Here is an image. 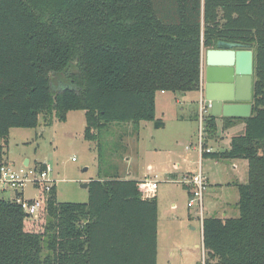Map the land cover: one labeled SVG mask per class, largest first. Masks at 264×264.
<instances>
[{"label": "trees", "instance_id": "1", "mask_svg": "<svg viewBox=\"0 0 264 264\" xmlns=\"http://www.w3.org/2000/svg\"><path fill=\"white\" fill-rule=\"evenodd\" d=\"M219 39L254 51L252 111L228 149L203 154L248 163L239 215L203 217L204 259L264 264V0H0V161L9 130L40 117L83 111L97 148L113 122L154 121L158 91L201 89L202 47ZM88 183L86 202L40 189L37 217L0 198V264H157L156 196L134 179Z\"/></svg>", "mask_w": 264, "mask_h": 264}, {"label": "rangeland", "instance_id": "2", "mask_svg": "<svg viewBox=\"0 0 264 264\" xmlns=\"http://www.w3.org/2000/svg\"><path fill=\"white\" fill-rule=\"evenodd\" d=\"M203 49L205 50L206 47ZM195 95L194 91L166 94L158 92L157 114L158 117L165 119L167 124L160 131L154 132H160L163 137L162 133L171 134L177 131L179 123L174 115L183 108H188L190 112L195 111L197 105L195 102H189V98ZM196 125V121L185 125L188 128L192 126L191 136L183 142L182 146H176L170 153L165 150L156 154L143 149V146L152 143L146 127H139L138 123L133 122H113L101 134L99 140L101 147L97 148L96 142L88 141L83 136L84 112L73 110L68 113L65 121L53 118L50 123L45 124L40 117L39 124L35 128H12L3 158L15 169L25 167V159L30 160V165L27 167L32 170H34L35 161L49 163L52 169L49 176L54 179L57 200L86 202L88 188L81 185L89 179H96L98 175L117 177L120 170H124L125 156L131 154L132 158L134 157L132 164H136L137 177L159 181L156 190L160 214L159 264H199L203 250L199 215L194 214L195 210L198 212V206L195 204L189 207L187 187L180 182H168L165 175L166 170L173 169L176 161L181 164L180 172L196 166L197 152L193 151L191 146V142L195 146L197 140ZM222 128L218 126L216 131L210 134L211 140L214 141H211V144L215 152L222 148L215 143L222 133ZM0 144H3L1 138ZM186 146L191 148L186 149ZM148 162L153 164L152 169L146 168ZM203 163L206 172H213L211 181L214 187L215 180L217 183L223 181V168H229L228 160H221L218 165H215L212 158H205ZM31 185L28 183L24 187L23 197L29 198L32 195ZM213 186H208L204 191L202 211L205 215H219L218 199L223 197L222 194L226 195L227 199H232L234 192L232 189L221 188V193L218 190L214 193L213 190L211 191ZM8 195L13 196V191L8 188L5 192L0 191V198H7ZM161 226L164 231L168 229V232H162ZM192 226L195 229H191ZM169 247L173 250V257L168 254Z\"/></svg>", "mask_w": 264, "mask_h": 264}, {"label": "crops", "instance_id": "3", "mask_svg": "<svg viewBox=\"0 0 264 264\" xmlns=\"http://www.w3.org/2000/svg\"><path fill=\"white\" fill-rule=\"evenodd\" d=\"M203 48L204 47H202L201 58H202V67L204 68L205 67V50L207 48L205 50ZM202 76H203V73H202V68H201V80H202ZM158 92H160V94H166V93H168L170 91H158ZM194 92H195L196 95L194 97L189 98V102H195V104L197 105L196 110L190 112L188 110V108L180 109L179 113H176V115H174L175 116V120L177 121V123H179V125L177 126L178 127L177 131H175V132H173L171 134L162 133L163 137H161V133L160 132H154V131H160L161 128H164L166 126V124H167V121L165 119H162V118L158 117V114H157L158 99H157V93H156V97H155V120L154 121H140L138 123L139 127H141V126L143 127L144 126V127H146L148 129V131H149L148 136H149L150 141H152L151 144L143 146V149H145L147 151L150 150L152 152H156V154H160V153L164 152L165 150H168L167 152L170 153V152H172L173 148H175L176 146H182L183 142L187 141L190 138L189 136H191V132L190 131H191L192 126L190 128H188L185 125H189V123H192L193 121H196V123L198 125V122H197V119H196V117H198V105H199L200 98L203 97L201 90L194 91ZM70 112L71 111H69L68 113H70ZM68 113H67V116H68ZM155 121L163 122L164 126L156 128L154 126V122ZM216 125H217V128H218V126L221 127V128L223 127L224 120H223L222 117H216ZM244 126H245V123L243 122V120L241 118H233V119H231V121H228L224 125V127L222 128V133L220 134L219 139H217V141H215V143H217V145L222 146V148L217 150V151H224V150L228 149L229 146H230L231 138L234 135L243 133ZM149 129L151 130V132H150ZM152 129H154V130H152ZM10 130H9V133H10ZM195 130L197 131V127H196ZM195 134H196V132H195ZM137 136L139 137V134ZM196 137H197V134H196ZM211 141H213V140H211L210 134H208L206 132L205 146L212 148V153H213V152H215V149L213 147V144H211ZM191 146H192V150L197 152V159L195 161L196 166H194L193 168L189 167V168H187L185 170H182L180 172L181 164L178 161H176L174 163V165H173V169L170 168L169 170L165 171V175L167 176L166 180L168 182H172V183L180 182L182 185L187 187L188 195L190 197L191 191L193 189L192 186L182 182L183 179L186 176L188 177L192 173L196 172V170L198 169V165H200L203 173L205 174V176L207 178L208 186H211V185L213 186V184H212L213 181H211L212 180V175L211 174H213V172H206L204 170V168H203L204 159L205 158H212V160L214 161L215 165H218L221 160H228L229 168L228 169H224L223 168V175H222L223 181L217 183V182H215L216 181L215 180L214 183L216 184V186L215 187L213 186L211 191L213 190L214 193H216L217 190H218L221 193V188L232 189V191H234L233 195H232V199H230V198L227 199L226 195L222 194L223 197H220V199H218L219 200V204H218L219 213L218 212L217 213L219 215H216V214L215 215H205L203 213V217H205V216L206 217H209V216L211 217L212 216V217L227 218V217H236V216H238L239 215V210H238V207H237V202L239 200L238 185L239 184H244V183L247 182V167H248L247 166V164H248L247 161L245 159H241V158H222V157L218 158V157H212L211 155L203 156V155H200V153L197 151V149L193 146L192 142H191ZM133 158H132L131 154L125 156L126 164H125L124 170H120V173L117 174L118 178H120V179H134L136 181L144 179V178H141V177H137V175H136V172H137L136 164L135 165L132 164L133 163L132 162ZM43 163H44V161L43 162L35 161L34 162V167L38 168L37 167L38 164H43ZM46 164H48L50 166L49 163H46ZM29 165H30V160H28V165L27 166H29ZM146 168L152 169L153 168V164L151 162H148L147 165H146ZM98 177H99V175H98ZM102 177L108 178V177H114V175H112V176L104 175ZM90 180L91 179H89L88 182ZM31 186L33 188V193H32V195H30L29 198L34 197L36 194H38L37 188L35 186H33V185H31ZM0 191L1 192H5V191H7V188L1 189ZM155 196H156V199H157V191H156ZM11 197H12L11 195H8V197L5 198V199H11ZM157 205H158V202H157ZM203 205H204V202H203ZM172 206H174V202H172ZM203 208H204V206H203ZM196 213L197 212L195 210L194 214L197 215ZM159 221H160V214H159V205H158V210H157V264H159V245H160V224H159ZM199 227H200L201 233H202V227H201V223H200V218H199ZM191 229H195V227L192 226ZM163 231L164 230H163V227H162V232ZM164 232H168V229L166 231H164ZM169 249H170V251H169L168 254L170 255V257H173L174 256L173 250L171 249V247H169ZM199 264H201V262ZM213 264H216V263H213Z\"/></svg>", "mask_w": 264, "mask_h": 264}, {"label": "water", "instance_id": "4", "mask_svg": "<svg viewBox=\"0 0 264 264\" xmlns=\"http://www.w3.org/2000/svg\"><path fill=\"white\" fill-rule=\"evenodd\" d=\"M202 96L211 101L213 117L246 118L251 115L254 51L250 45L219 39L205 50ZM156 128L164 123L155 121ZM28 165L25 159L24 166ZM89 183L81 186L88 188ZM27 215V214H26Z\"/></svg>", "mask_w": 264, "mask_h": 264}, {"label": "built area", "instance_id": "5", "mask_svg": "<svg viewBox=\"0 0 264 264\" xmlns=\"http://www.w3.org/2000/svg\"><path fill=\"white\" fill-rule=\"evenodd\" d=\"M211 101L205 100L203 97L199 100V109H198V117H197V140L195 144V148L203 155L204 153H211L212 148L205 146V138H206V129H205V118L210 114ZM187 149L190 147L187 146ZM43 169L33 168L29 169L27 166L15 169L13 165L9 164L5 160L0 161V190L4 188H8L13 191V196L11 200L18 204L21 209L28 216L37 217L39 211L44 206V201L40 196V189H43L47 194L49 190H51L54 185V179H52L49 175L51 172V167L43 163ZM28 169V170H27ZM183 183L192 186L191 195L188 200V206H194L195 204L198 206V215L200 218L201 227L203 224V202H204V191L208 186L207 178L203 173L201 166L198 165V169L196 172L192 173L188 177L186 176ZM32 184L38 190V194L31 198L23 197L24 187L28 184ZM158 180L144 178L138 181V188L141 192V195L144 198H152L156 194V190L158 188ZM202 260L201 264H205L204 259V249L202 247Z\"/></svg>", "mask_w": 264, "mask_h": 264}]
</instances>
